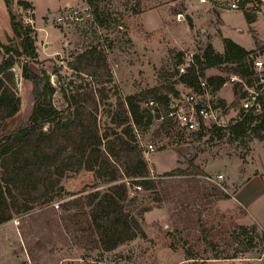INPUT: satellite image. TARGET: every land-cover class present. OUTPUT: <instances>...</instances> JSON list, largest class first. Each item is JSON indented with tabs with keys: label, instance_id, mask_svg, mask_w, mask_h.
I'll return each instance as SVG.
<instances>
[{
	"label": "rangeland",
	"instance_id": "obj_1",
	"mask_svg": "<svg viewBox=\"0 0 264 264\" xmlns=\"http://www.w3.org/2000/svg\"><path fill=\"white\" fill-rule=\"evenodd\" d=\"M28 1L31 6L25 8L19 4L20 0H10L11 5L0 0V34L3 35L0 40L11 46L20 44L11 31V9L35 29L33 36L38 49L36 58L23 55L12 68L21 108L5 120L0 138L27 124L32 114L33 84L24 78L22 69L26 62L55 86L49 99L67 110L65 96L69 97L76 86L90 79L76 74L70 62L90 47L104 50L112 74L111 80L96 84L106 87V97L98 113L104 131L112 126L110 112L117 97L141 94L158 84L177 80L172 74L178 51L185 52L181 67L186 68L193 55L202 53L208 44L223 52L226 35L239 34L238 38L249 50L264 44V0H251L242 10L223 12L198 0ZM65 5L78 7L81 18L59 24L55 17ZM5 29L11 35H5ZM231 67L232 64H223L206 71L207 76L228 78L217 93L229 106L227 119L234 116L239 104L234 103L237 82L231 79L235 75L230 72ZM175 87L180 94H170L172 99L192 91L180 82ZM139 99L143 104L147 100L143 94ZM159 126L155 120L153 127L141 132L143 135L139 137L141 147L146 150L150 143L155 144L154 151H144L145 157L151 175L162 177L158 192L142 189L136 193L141 203L138 205L149 207L142 220L146 236L140 235L112 251H103L98 237L83 229L89 225V208L85 214V210L74 206L76 199L96 189L106 190L110 184L83 166L68 171L62 179L64 189L59 194L63 198L36 206L0 225V264H264L262 244L241 257L211 258L217 253L209 243L211 236L200 229V224L210 228L221 225L226 229L233 221L247 226L255 224L258 235H263L264 180L243 184L253 176L264 175V140L245 137V142L233 141L229 130L219 136L206 129L200 138L190 133L183 139L175 133L159 136L156 132ZM177 168L183 173L164 175ZM217 174L224 175V188L205 178ZM225 194L229 197H224ZM138 210L139 206L135 212ZM187 228L192 229L191 235L184 230ZM178 229L182 232L176 234ZM222 234L224 239L217 245V251L223 255L233 253L238 244L225 237V231ZM190 248L198 258L187 259L186 250Z\"/></svg>",
	"mask_w": 264,
	"mask_h": 264
},
{
	"label": "trees",
	"instance_id": "obj_2",
	"mask_svg": "<svg viewBox=\"0 0 264 264\" xmlns=\"http://www.w3.org/2000/svg\"><path fill=\"white\" fill-rule=\"evenodd\" d=\"M5 2L11 5L10 0ZM19 4L25 8L31 6L28 0H20ZM9 12L12 30L20 39V44L11 46L0 40V132L5 120L21 108L12 68L23 55L30 59L38 56L37 40L33 36L35 29L24 19L20 20L11 9ZM252 51L225 37L223 52L216 51L212 44H208L202 53L193 55L183 72L180 68L184 64L185 52L178 51L174 56L177 61L172 74L177 80L169 81L166 85L158 84L141 94L117 97L115 107L110 112L112 126L104 131L98 113L106 97V87L96 85L112 77L104 50L97 46L90 47L70 62L76 74L86 75L90 79L76 86L69 97L64 95L68 111L49 99L55 86L33 71L26 62L22 68L23 75L33 84L34 106L27 124L12 129L0 138V225L36 206L63 198L59 191L64 189L61 182L66 173L85 166L110 184L106 190L96 189L76 199L74 206L85 210V214L89 208V225L83 229L98 237L103 251H112L140 235L146 236L142 220L149 207L138 205L141 204L138 195L130 196V185L140 184L145 191L158 192L162 177H154L150 173L144 152L146 149L140 145L141 132L152 128L161 113H168L172 99L170 94H180L175 87L177 82L197 92L201 80L206 79L213 94H217L228 78L224 75L207 76L206 71L223 64H232L230 72L250 82L254 73L248 56ZM142 94L146 101L156 100V112L139 99ZM244 94L242 84L237 82L234 103H239ZM159 124L156 131L159 136L161 133H175L182 139L187 136L176 127ZM226 130H229L233 141L241 139V142H245V137L264 140V112L260 115L241 113L238 118L232 117L225 128L215 125L206 128L207 132L219 136H223ZM206 131L190 134L200 138ZM178 172L183 173V170L177 168L164 175L172 177ZM124 177L129 180L124 181ZM224 197L229 196L225 194ZM138 206L139 210L135 212ZM229 225V228L222 229L221 225L210 228L200 224V229L211 236L209 243L217 252L211 258H237L260 244L264 246V233L261 237L258 235L257 225L247 226L233 221ZM184 230L188 235L192 234L191 228ZM224 231L227 233L225 237L238 244L235 251L227 255L217 251V245L224 239ZM180 232L178 229L176 234ZM175 239L177 237H174V242ZM186 255L187 259L198 258L193 248L187 249Z\"/></svg>",
	"mask_w": 264,
	"mask_h": 264
},
{
	"label": "built area",
	"instance_id": "obj_3",
	"mask_svg": "<svg viewBox=\"0 0 264 264\" xmlns=\"http://www.w3.org/2000/svg\"><path fill=\"white\" fill-rule=\"evenodd\" d=\"M200 4L209 8H217L221 10H242L247 7L251 0H198ZM216 5H219L218 7ZM264 11V6L262 7ZM81 12L78 7L65 5V7L57 14L55 20L59 24H66L73 20H79ZM249 56L248 62L254 73L250 82L244 80L238 75H234L231 79L234 82L242 84V91L245 93L240 100L238 108L233 117L238 118L241 113H250L260 115L264 112V46L253 49ZM182 71L185 68L181 67ZM226 84V83H225ZM145 105L152 108L158 107V103L154 99L145 102ZM228 105L213 94L212 87L206 79L201 80L199 91H190L182 93L181 96L171 99L169 103L168 113H161L156 120L164 125L169 124L176 127L184 133H192L195 131L205 130L208 127L217 126L225 128L229 125L231 118L227 119ZM234 111V109H233ZM155 150V144L150 143L146 151ZM205 178L224 188L222 181L223 174L208 175ZM129 183V182H128ZM140 184H134L130 188V196H135L137 191L142 190Z\"/></svg>",
	"mask_w": 264,
	"mask_h": 264
},
{
	"label": "crops",
	"instance_id": "obj_4",
	"mask_svg": "<svg viewBox=\"0 0 264 264\" xmlns=\"http://www.w3.org/2000/svg\"><path fill=\"white\" fill-rule=\"evenodd\" d=\"M222 12H223V10H222ZM222 12L220 13V16H221V19L225 22V20H224V18L222 17ZM205 14V13H204ZM0 31H1V29H0ZM8 33H7V32ZM11 31H12V27H11ZM11 31H8L7 29H5V32H4V34L5 35H9L10 33H12ZM11 35V34H10ZM3 36V35H2ZM2 36H1V34H0V38H2ZM226 37H229V36H227L226 35ZM239 37V34H237V35H235L234 37H230V38H232L234 41H236V42H238L239 44H241V45H243L244 47H246L241 41H240V39L238 38ZM255 45V44H254ZM247 48V47H246ZM224 50V49H223ZM259 178H261V180H264V175H262V176H260V175H257V176H253L252 178H250V179H248L244 184H243V186L245 185V184H251L252 182H254L255 180H257V179H259ZM239 192H240V190H239ZM258 264V263H257Z\"/></svg>",
	"mask_w": 264,
	"mask_h": 264
}]
</instances>
